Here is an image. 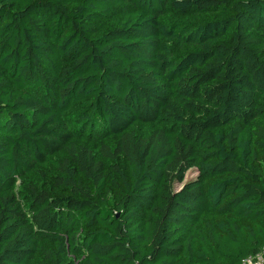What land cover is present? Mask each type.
<instances>
[{
	"label": "trees",
	"instance_id": "obj_1",
	"mask_svg": "<svg viewBox=\"0 0 264 264\" xmlns=\"http://www.w3.org/2000/svg\"><path fill=\"white\" fill-rule=\"evenodd\" d=\"M262 247L264 0H0V264Z\"/></svg>",
	"mask_w": 264,
	"mask_h": 264
},
{
	"label": "built area",
	"instance_id": "obj_2",
	"mask_svg": "<svg viewBox=\"0 0 264 264\" xmlns=\"http://www.w3.org/2000/svg\"><path fill=\"white\" fill-rule=\"evenodd\" d=\"M242 264H264V247L257 253L244 258Z\"/></svg>",
	"mask_w": 264,
	"mask_h": 264
},
{
	"label": "rangeland",
	"instance_id": "obj_3",
	"mask_svg": "<svg viewBox=\"0 0 264 264\" xmlns=\"http://www.w3.org/2000/svg\"><path fill=\"white\" fill-rule=\"evenodd\" d=\"M117 19V17L115 18ZM197 175V170L196 169H191L187 172L186 174V180H189ZM182 185H177L178 188H180Z\"/></svg>",
	"mask_w": 264,
	"mask_h": 264
}]
</instances>
